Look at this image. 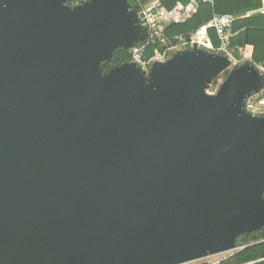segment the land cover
Segmentation results:
<instances>
[{
    "label": "water",
    "instance_id": "obj_1",
    "mask_svg": "<svg viewBox=\"0 0 264 264\" xmlns=\"http://www.w3.org/2000/svg\"><path fill=\"white\" fill-rule=\"evenodd\" d=\"M130 9L0 0V264H189L264 227V74L198 43L105 74Z\"/></svg>",
    "mask_w": 264,
    "mask_h": 264
},
{
    "label": "trees",
    "instance_id": "obj_2",
    "mask_svg": "<svg viewBox=\"0 0 264 264\" xmlns=\"http://www.w3.org/2000/svg\"><path fill=\"white\" fill-rule=\"evenodd\" d=\"M150 0H140L145 3ZM167 8H175L178 2L187 4L189 0H162ZM71 5L76 3V0H69ZM131 5V12L139 11V6L136 0H129ZM263 7L262 0H214L213 3L201 1L198 12L189 18L186 22L181 24H173L168 28V46L174 45L178 42L177 38L183 36L190 38V35L200 28L203 24L212 20L215 14L233 13L239 18L234 23V32L245 28L246 38L245 44L254 46L253 61L264 67V13H258L250 16H245L248 13L259 10ZM208 36H210L213 47L218 48L221 45L220 39L215 29H209ZM234 38V37H233ZM233 38L232 45L233 48ZM235 47V46H234ZM159 48L164 49V46H152L149 50V55L154 54L155 50ZM239 49H233L236 57L241 59ZM132 60L129 47L126 45L116 46L111 54L110 60L105 64L107 70L106 74L117 66L130 63ZM104 66V65H103ZM238 244L245 246L235 253L228 255L220 260L217 264H264V227L254 230L248 234L240 236ZM198 264H210L208 262Z\"/></svg>",
    "mask_w": 264,
    "mask_h": 264
},
{
    "label": "built area",
    "instance_id": "obj_3",
    "mask_svg": "<svg viewBox=\"0 0 264 264\" xmlns=\"http://www.w3.org/2000/svg\"><path fill=\"white\" fill-rule=\"evenodd\" d=\"M89 1L76 0L74 5H83ZM201 1L208 3L214 2V0ZM136 3L139 6V11L137 12L138 23L143 28L144 38L129 48V51L132 57L131 62L137 64L147 73L155 62L167 61L176 52L192 49L195 43L213 52L227 55L233 63L237 60L236 54L231 47L234 36V23L237 19L236 16L231 14H215L212 20L200 26L199 29L190 35V38L187 39L179 36L176 44L168 46L169 39L167 31L170 24L185 22L191 16L190 7H184L178 2L174 9H168L162 0H150L145 3L136 0ZM209 29H215L221 42L219 48H213L207 44L206 40H208ZM199 33H202L201 41L197 39V34ZM159 45L164 46V49L157 48L154 54L149 55L150 47ZM238 51L239 53H243L242 49ZM245 107L248 112L254 115L264 116V87L260 92L251 96L246 101Z\"/></svg>",
    "mask_w": 264,
    "mask_h": 264
},
{
    "label": "crops",
    "instance_id": "obj_4",
    "mask_svg": "<svg viewBox=\"0 0 264 264\" xmlns=\"http://www.w3.org/2000/svg\"><path fill=\"white\" fill-rule=\"evenodd\" d=\"M200 2H201V0H189V2L187 4L182 3V2H179V3H181L182 6H184V7H190L191 16L189 18H191L193 15H195L198 12ZM262 4H263V7L261 9H264V0H262ZM172 9H174V8H172ZM261 9H259V10H261ZM257 11L258 10L252 11V12L248 13L245 16L258 14ZM253 12H255V13L253 14ZM261 13H264V10ZM226 14H231V13H226ZM231 15L236 16L233 13ZM236 17H237V19L239 18L238 16H236ZM182 23H184V22H182ZM173 24H181V23H171L170 26L173 25ZM245 36H246L245 28H243L241 30H238L237 32H234L233 44H234L235 47L233 46L232 50L233 49L235 50V48L243 50V53H239L242 56V58L241 59L237 58V60L235 61V64H240L241 65V64H245V63H249L250 62V63L255 64L257 66V68L261 71V73H264V67L262 65H259V64L255 63L253 61L254 46L249 45V44H245V38H246ZM197 38L202 39V33L197 34ZM206 42H207L208 45H211L213 47V43H212V40H211L210 36H208V40H206ZM211 262L212 261H210L209 263L211 264ZM218 262L219 261H216V263H218ZM253 263H255V262H251L249 264H253Z\"/></svg>",
    "mask_w": 264,
    "mask_h": 264
},
{
    "label": "rangeland",
    "instance_id": "obj_5",
    "mask_svg": "<svg viewBox=\"0 0 264 264\" xmlns=\"http://www.w3.org/2000/svg\"><path fill=\"white\" fill-rule=\"evenodd\" d=\"M102 69H103V72L106 71L107 70V66L104 65L102 67ZM230 72H231L230 70L226 71L224 74H222L221 76L217 77L213 81V83L210 85V87L207 89V93L210 94V95H215L217 93V91L220 89V87L223 85V83L225 82L227 77L229 76ZM108 73L109 72H107L106 74H108ZM256 94L257 93H255L254 95H256ZM238 250H239V248L237 250L233 251V252L215 255V256H212V257L200 260V261H196V262H193V263H189V264H198V263H203V262H208L209 263L210 261H212L211 263H215L216 261H220V260L224 259L225 257H227L228 255H231L232 253H234V252H236Z\"/></svg>",
    "mask_w": 264,
    "mask_h": 264
},
{
    "label": "bare ground",
    "instance_id": "obj_6",
    "mask_svg": "<svg viewBox=\"0 0 264 264\" xmlns=\"http://www.w3.org/2000/svg\"><path fill=\"white\" fill-rule=\"evenodd\" d=\"M197 39L200 40V41L202 40V39H199V38H197Z\"/></svg>",
    "mask_w": 264,
    "mask_h": 264
}]
</instances>
